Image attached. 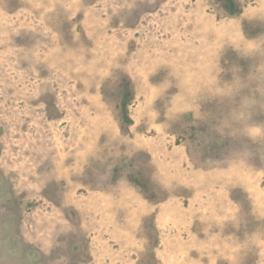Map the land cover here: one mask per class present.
<instances>
[{
  "label": "rangeland",
  "instance_id": "374dc122",
  "mask_svg": "<svg viewBox=\"0 0 264 264\" xmlns=\"http://www.w3.org/2000/svg\"><path fill=\"white\" fill-rule=\"evenodd\" d=\"M0 264H264V0H0Z\"/></svg>",
  "mask_w": 264,
  "mask_h": 264
}]
</instances>
